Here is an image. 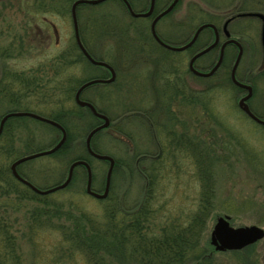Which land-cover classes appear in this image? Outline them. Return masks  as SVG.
Returning <instances> with one entry per match:
<instances>
[{"label": "rangeland", "instance_id": "rangeland-1", "mask_svg": "<svg viewBox=\"0 0 264 264\" xmlns=\"http://www.w3.org/2000/svg\"><path fill=\"white\" fill-rule=\"evenodd\" d=\"M130 1L136 13L146 10L150 3V0ZM172 1L158 0V7L167 8ZM39 3L40 0H0V87L12 84L8 83V74L22 75L14 93L16 98L22 97L21 104L20 101L12 104L11 95L0 93V123L4 116L16 112H30L48 119L59 116L79 107L75 95L84 84L96 80L100 72L108 77L105 70L82 62L80 53L75 51L71 13L65 9L59 13L40 12ZM46 3L65 5L64 0H44L43 4ZM83 6L78 13L82 16L78 19L82 37L89 51L116 73L111 86H92L81 97L106 112L104 115L113 123L111 130L107 128L93 139L99 153L118 162L113 195L125 199L130 207L138 206L151 189L139 168L143 166L149 172L152 160L159 158L160 170L151 191L156 212L152 228L187 226L186 221L206 196L210 215L203 240L204 259H193L189 264H264V240L240 251L218 252L211 245L212 231L221 217H230L234 228L256 226L264 230V128L244 115L238 103L246 90L229 81L238 55L236 48H228L226 66H221L213 77L199 78L189 71L194 55L190 51L172 53L152 49L149 41L143 40L141 44L134 28L150 25L151 30L152 20L138 19L144 20L138 22L129 11L111 1ZM248 12L264 14V0H180L172 14L159 22L157 34L172 46L181 45L191 41L199 26L213 24L222 30L233 15ZM102 13L110 15L111 32L101 35L95 30L96 25L88 31L91 26L87 24H92L88 16ZM115 17L129 24L130 35L119 27ZM229 31L244 51L237 78L254 86L250 105L264 116L262 24L254 18H240L230 25ZM203 37L202 47L211 45L215 36L209 38L206 33ZM119 42L131 43L129 49L121 50ZM219 56L217 47L210 56L200 58L196 68L209 70ZM170 67L180 70L183 78L179 82L184 84L187 95L183 98L174 95L169 105L164 101L161 76L168 75ZM32 80V88H24L25 82ZM76 81L80 86L72 94L71 87ZM198 92L202 94L198 96ZM79 109L83 111L71 127V148L74 155L86 158L84 148L95 116L85 113L87 108ZM25 119H11L10 129L0 142L4 151L10 149L4 156L10 171L17 160L50 150L62 138V133L52 126ZM98 120L101 126L103 121ZM186 143L191 147L189 150ZM141 158L147 159L142 163ZM88 164L93 173L92 190L103 194L109 163L91 157ZM70 166L62 155H51L28 161L18 169L34 186L47 190L68 177ZM85 181L78 177L68 190L47 195V207L38 201L20 200L13 193L3 198L0 213L4 212L2 216L11 226L16 246V259L11 261V257L3 255L4 264H89L85 255L72 248L57 230L60 225H65L66 230L73 228L74 220L83 215L102 214L105 206L102 202L107 198L98 200L85 193L88 175ZM206 189L209 196L204 195ZM98 255L101 260L98 264L127 262L113 252Z\"/></svg>", "mask_w": 264, "mask_h": 264}, {"label": "trees", "instance_id": "trees-1", "mask_svg": "<svg viewBox=\"0 0 264 264\" xmlns=\"http://www.w3.org/2000/svg\"><path fill=\"white\" fill-rule=\"evenodd\" d=\"M43 1L44 0H40V3L38 4V8L40 7V12L45 10L59 13L62 9H65L67 12H69L71 6L77 0H64L65 5L61 6H59L60 4L57 3L43 4ZM128 1L130 2L132 8H134L133 2L130 0ZM111 3L116 4L117 7H120L123 10H127L125 4L121 0H111ZM83 7L84 6L78 8V13L80 10H82ZM139 12L142 13L145 12V10ZM79 18H82L81 14H78V19ZM88 19L92 21V24H87L88 26H91L88 31H92V26L96 25L97 28L95 30L98 31V33H100L101 35H105V33L111 32L108 31L111 30L109 25L112 23L110 22V15L108 13H102L100 16L97 17L88 16ZM113 19L117 18L115 17ZM137 21L143 22L144 20L137 19ZM116 22L124 32H128V34L130 33L129 24H127L125 21L120 22V20ZM134 29L136 37L139 38L140 41H142L141 44H143V40L146 42L149 41L152 49L159 48L160 50H162V48H160L152 39L150 25L146 27L139 26L135 27ZM211 32L212 30H207L203 32L200 38L198 39L197 43L189 51L192 54H197L207 48L210 44L202 47V40L205 39L203 35H206V33H208L209 38H211L212 35L214 37V32H212V34ZM80 33L84 46L88 48L84 38L82 37V28L80 29ZM189 41L190 39L181 45L187 44ZM130 44L131 43L127 42L120 44L119 42V48L121 50L129 49L128 46H130ZM144 46L145 45H142V47ZM74 48L78 54L79 49L77 48V45H75ZM211 53L206 56H210ZM64 57L65 56H62V58ZM216 62L217 61L214 62L213 66L216 64ZM225 66L226 56L222 68H224ZM167 74L168 75H166V73L162 74L161 81L163 83V86L165 87V94L163 96L164 101L170 105L173 99L172 97L174 95L181 97L187 94L184 93V84L179 82V80H182L183 78L180 73V70L177 68L174 69L170 67L168 69ZM7 77L8 83L12 84L5 86L1 85L0 93L2 95H11L9 97H11L10 101L12 104H18V101H20L19 103L21 104L22 97L19 95L16 98L14 93L17 88L16 83H18L17 81L22 80V75L19 73H14L11 75L8 74ZM103 78L106 77L104 76L103 72H100L98 77L95 79ZM229 81L231 82L230 79ZM78 86H80L79 81H76V84H72V94L74 93V91H76V89H78ZM24 88L30 89L32 88V86L24 85ZM22 92H24V90ZM201 94L202 92L197 93L198 96ZM89 102L95 106L92 101ZM82 111L83 110L79 109V107L76 106L74 109L71 108L67 111H63V113H61V115L59 116L49 117L51 120L63 126V128L67 131V142L56 154H54V156L62 155L68 160V166H70L76 161H87L90 163L91 157L88 154L86 148H84L86 158L74 155V151H72L73 148H71V127L74 126V122L76 121L75 119L81 118ZM88 111L85 113H89L88 115L92 116L90 110ZM98 111L102 114H107L102 110ZM25 120L27 119L24 118V121ZM92 120L93 121L91 126L94 125L92 129L96 128L101 124V121H99L95 117L92 118ZM12 122L13 121L10 120L6 123L4 133L0 138V142L1 139H3V137L8 133ZM95 122H97L96 125ZM112 124L113 123H111L109 130L112 129ZM91 126L89 130L91 129ZM53 130L59 133V130L54 127ZM92 146L93 150L96 153L101 154L95 147L94 141L92 142ZM7 150L4 151L0 146V209H2L1 203L3 198L6 197V195L8 194L10 195V193L17 194L20 200L38 201L44 204L45 207H47V205H49V202L47 201L48 196H40L35 194L34 192H32V190H30L28 187H26L19 181L15 180V178L12 176L10 168H8V165L5 162L6 158L4 159ZM146 159L147 158H141V161L139 159V162L144 163ZM158 159L159 158L152 160V165L149 172H146V168L144 170L143 166L139 168L142 177L149 181L151 189L145 194V198L141 199V203L138 206L130 207L131 205L127 204L125 199H123L122 201L121 199L115 197L113 195L112 183L110 193L107 199L102 202L103 204H105V206L101 215H83L81 219L74 220L76 222V226L74 225L73 228L69 227L67 230L65 225H60L57 227V230L61 232L63 239H66L67 242L69 241L72 248L83 253L87 258L89 264H98L99 262H101V260L99 261L98 259L100 257L98 254H111L112 252L115 256L127 261L126 264H129V260L134 264H189V262H192L193 259H197L198 261L204 259L205 253L203 247V240L207 231V224L210 215V204L208 199L205 200L206 196H204L203 202L200 205L199 209L194 213V215H192L188 219V221H186L187 226L182 227L178 224H171L170 226H166L161 230H157L155 228L157 232L151 226V220L156 215L155 209L153 208L155 197L151 191L152 185L155 183L157 172L158 170H160V163ZM118 169V162L116 161L112 182L117 171H119ZM18 172L24 179L29 181L28 177L23 173H20L19 169ZM202 172L200 174H202ZM78 177L85 178V182H87V172L84 167H78L75 170L73 181ZM66 178L62 182L58 183L56 186L61 185L66 180ZM71 185L72 183L66 188V190H68ZM204 195L209 196V189H206V193H204ZM2 213L4 212L0 213V264H4L2 261L4 260L3 255H7L8 258L11 257V261L16 259V246L13 241V236L10 232L11 226H8V224L5 222Z\"/></svg>", "mask_w": 264, "mask_h": 264}, {"label": "water", "instance_id": "water-1", "mask_svg": "<svg viewBox=\"0 0 264 264\" xmlns=\"http://www.w3.org/2000/svg\"><path fill=\"white\" fill-rule=\"evenodd\" d=\"M107 1H109V0H78L72 6V20H73V25H74V30H75V39H76V43H77L79 49L83 52V54L87 57V59L93 65L107 68L111 72V78L108 79L107 81L92 80V81L84 84L81 88H79L76 95H75V102L79 107L89 109L91 111V113L93 114V116H95L96 118L103 121V124L101 126L92 130L89 133V135L87 136L86 149H87L88 154L91 157H93L94 159L109 163V169H108L107 177H106L105 191L103 194H99V193L92 190L93 173H92L91 166L86 161L74 162L69 168L67 180L63 184L56 186V187H53V188H50V189H47V190L39 189L36 186H34L32 183H30L29 181L24 179L18 172L19 166L28 162V161H32V160L38 159L40 157L51 156V155L56 154L65 145V143L67 141V138H68L67 131L59 123H57L51 119L42 117L40 115L34 114V113H30V112L10 113V114L4 116V118L2 119V121L0 123V136L2 135V133L4 131V127H5L6 123L9 120L14 119V118H31V119H34V120L39 121L41 123L50 125V126L56 128L62 132L61 140L52 149L23 157V158L17 160L16 162H14L11 166V172H12L13 177L17 181H19L20 183L24 184L26 187H28L30 190H32L37 195L47 196V195H50V194H53V193H56L58 191H62L64 189H66L70 185V183L72 182L75 170L78 167H84V168H86V170L88 172V182H87V188H86V192L88 195H90L91 197H93L95 199L103 200V199H106L110 193L112 176H113V171H114V168L116 165V161L110 156L96 153L93 150L92 141L98 133H100L101 131L110 127L111 121L107 116L98 112V110L96 109V107L93 104L86 102V101H83L81 99V95L84 92V90L89 88V87H92L95 85H100V84H112V83H114L116 80V73L110 65L103 63V62L95 61L89 55V53L86 51V48L84 47V45L81 41L78 18H77V9L79 6H82V5L96 6V5H100V4L107 2ZM122 1L126 5L131 17H133L135 19H147V18H149L154 12L155 3H156V0H151V6H150V9L147 13H136L133 10V8H132V6L128 0H122ZM179 2H180V0H174V2L167 8V10H165V12L160 14L152 22L151 34L154 37V39L157 41V43L160 46L166 48L167 50L174 51V52H184V51L192 48L195 45V43L198 41L202 32H204L206 29L213 30L215 33L214 43L212 45H210L209 47H207L206 49H204L203 51L199 52L197 55H195L189 63V69H190L192 74H194L195 76H197L199 78H206V79L213 77L215 75V73L221 68L222 63L224 61L225 49L229 45H236L239 48V53H238V56H237V59H236L234 65H233V68L231 70V81L236 87L247 91V95L239 101L238 106L244 113H246L249 117H251L255 122H257L258 124L264 125V121L259 120L251 112V110L248 106V101L254 95L253 88L249 85L243 84L237 78V71H238L240 62L242 60L244 51H243V47L239 41L231 39V34L229 32L228 26H229L230 22L232 21V19H230L227 23H225V25L223 27L224 35L228 40L222 45L221 50H220L219 60L216 64V66L209 73H201V72L197 71V69L195 68V63L200 58H202L203 56L207 55L212 50L217 48V46L219 45L220 34H219V30L216 26H214L213 24H204V25L200 26L197 29L192 40L182 47H174V46L167 45L160 39V37L157 34V25H158L159 21L164 16H166L169 13H171L172 11H174V9L177 7ZM239 17H241V18H257L263 22L261 40H262V45L264 48V15L261 13H245V14H241ZM230 221H231L230 217H227V216L221 217L217 220V223L214 226V229H213L212 234H211V245L215 248L216 251H218V252L240 251V250H243L249 246L255 245L256 243L264 240V230L262 228H259L256 226L234 228L231 226Z\"/></svg>", "mask_w": 264, "mask_h": 264}, {"label": "bare ground", "instance_id": "bare-ground-1", "mask_svg": "<svg viewBox=\"0 0 264 264\" xmlns=\"http://www.w3.org/2000/svg\"><path fill=\"white\" fill-rule=\"evenodd\" d=\"M78 1V0H77ZM109 1H111V0H109ZM122 1V0H121ZM108 2V1H107ZM107 2H104V3H107ZM123 2V1H122ZM174 2V0L172 1V3ZM75 3V2H74ZM73 3V4H74ZM104 3H102V4H104ZM73 6V5H72ZM72 6H71V9H70V13H71V18H72ZM83 6V5H82ZM126 6V5H125ZM150 6H151V0H150V3H149V5H148V8L145 10V12H142V13H147L148 11H149V9H150ZM81 6H79L78 8H80ZM127 8V7H126ZM159 8L160 7H158V1L156 0V3H155V9H154V12H153V14L149 17V18H147V19H149V20H152V22L160 15V14H162L163 12H165V10H167V8H160L161 10H159ZM128 10V9H127ZM173 12V11H172ZM172 12L171 13H169L168 15H166V16H164L162 19H164V18H166V17H168L169 15H171L172 14ZM264 15V14H263ZM77 18H78V9H77ZM147 19H145V20H147ZM161 19V20H162ZM160 20V21H161ZM159 21V22H160ZM159 24V23H158ZM200 27V26H199ZM151 31V30H150ZM205 31H207V29L205 30ZM196 33V32H195ZM195 33H194V35H195ZM203 33V32H202ZM223 34H224V32H223ZM194 35L191 37V40H192V38L194 37ZM151 36H152V34H151ZM159 36V35H158ZM201 36V35H200ZM225 36V35H224ZM160 37V36H159ZM226 38V37H225ZM152 39L154 40V42L160 47V48H162V50L163 51H165V52H172V53H175L174 51H170V50H167L166 48H164V47H162V46H160L158 43H157V41L154 39V37L152 36ZM160 39L165 43V44H167V45H170V46H172L171 44H169V43H167L168 41H165V40H163L161 37H160ZM214 41H215V37H214V40H213V42L211 43V45L214 43ZM226 42V41H225ZM224 42V43H225ZM197 43V42H196ZM195 43V44H196ZM223 43V44H224ZM222 44V45H223ZM184 45H186V44H184ZM184 45H175L174 47H182V46H184ZM209 47V46H208ZM218 47V46H217ZM222 47V46H221ZM243 47V46H242ZM86 48V47H85ZM157 48H154V50H156ZM191 49V48H190ZM190 49H188V50H186V51H189ZM221 50V49H220ZM86 51L89 53V55L95 60V61H98V62H103V63H106L105 61H103V60H100V59H97L90 51H89V49L88 48H86ZM83 53L81 50L79 51V53ZM212 52V51H211ZM210 52V53H211ZM80 53V54H81ZM94 56H92L91 54ZM176 53H182V52H176ZM198 54V53H197ZM197 54H194L193 56H192V58L195 56V55H197ZM209 54V53H208ZM207 54V55H208ZM225 56H226V49H225ZM225 56H224V60H225ZM204 57V56H203ZM191 58V59H192ZM191 59H190V61H191ZM224 62V61H223ZM88 63L92 66V67H94V68H96V69H103L104 67H100V66H96V65H93L89 60H88ZM197 63V62H196ZM196 63H195V68H196ZM107 64V63H106ZM215 66H213V67H211L209 70H199V69H197V71H199V72H201V73H209L213 68H214ZM189 71H190V69H189ZM194 75V74H193ZM195 76V75H194ZM197 77V76H196ZM96 80H101V79H96ZM102 80H104V79H102ZM104 81H107V80H104ZM232 82V81H231ZM233 84V83H232ZM101 85V84H100ZM105 85H111V84H105ZM246 85H248V84H246ZM249 86H251V85H249ZM252 87V86H251ZM253 88V87H252ZM253 91H254V89H253ZM84 93V92H83ZM83 93H82V95H83ZM82 95H81V97H82ZM242 99V98H241ZM240 99V100H241ZM239 100V101H240ZM31 119V118H30ZM34 120V119H33ZM50 126V125H49ZM98 127V126H97ZM96 127V128H97ZM4 129H5V127H4ZM95 129V128H94ZM93 129V130H94ZM60 131V130H59ZM61 132V131H60ZM3 133H4V131H3ZM3 133H2V135H3ZM62 133V132H61ZM1 135V136H2ZM1 136H0V138H1ZM59 143V142H58ZM57 143V144H58ZM56 144V145H57ZM55 145V146H56ZM86 172H87V170H86ZM87 175H88V172H87ZM67 180V179H66ZM71 184V183H70ZM92 187H93V182H92ZM65 190V189H64Z\"/></svg>", "mask_w": 264, "mask_h": 264}, {"label": "flooded vegetation", "instance_id": "flooded-vegetation-1", "mask_svg": "<svg viewBox=\"0 0 264 264\" xmlns=\"http://www.w3.org/2000/svg\"><path fill=\"white\" fill-rule=\"evenodd\" d=\"M158 1V0H157ZM241 15V13L240 14H237V15H233L231 18H229L228 20H230V19H232V21L230 22V24H229V26H228V29H229V27H230V25L234 22V21H236V20H238V19H240L241 17H239ZM228 20L225 22V23H227L228 22ZM261 22V24H262V27H263V22L262 21H260ZM225 25V24H224ZM74 26V25H73ZM79 32H80V26H79ZM219 34H220V43H219V45H218V47H219V49H221V46H222V44L225 42V41H227L228 39L227 38H225V36H224V34H223V29L222 30H219ZM231 34V33H230ZM80 36H81V33H80ZM215 36V35H214ZM231 36H232V34H231ZM59 38V37H58ZM222 38H224L225 39V41L224 42H222ZM231 39H234V40H237V39H235L233 36L231 37ZM76 40V39H75ZM239 41V40H238ZM240 42V41H239ZM77 44V43H76ZM78 46V45H77ZM230 47H235L236 48V50H237V52L239 53V48L236 46V45H229L227 48H226V54H227V50H228V48H230ZM261 48H262V52L264 53V48H263V45H262V43H261ZM79 51H80V49H79ZM81 53V52H80ZM91 54V53H90ZM92 55V54H91ZM93 56V55H92ZM94 57V56H93ZM263 58H264V55H263ZM81 61L83 62V61H85V62H88V59H87V57L83 54V53H81ZM262 67H264V59H263V66ZM264 69V68H263ZM103 70H105L106 72H107V76L108 77H106V78H103L104 80H108V79H110V77H111V72L108 70V69H104L103 68ZM191 72V71H190ZM102 80V79H101ZM21 81V80H20ZM19 81V82H20ZM24 83V82H23ZM26 83V85H30V86H32V85H34L33 83H34V81L32 80V81H27V82H25ZM246 84H248V85H251L252 87H253V89H254V86L252 85V84H249V83H246ZM101 85H104V86H111V85H105V84H101ZM90 88V87H89ZM89 88H87V89H89ZM87 89H85L84 90V92H86V90ZM245 95H244V97L247 95V91H245ZM84 94V93H83ZM254 94H255V90H254ZM253 97H254V95H253ZM253 97L248 101V106H249V108H250V110H251V112L256 116V117H258L261 121H264V116H260L258 113H256L254 110H253V108H252V106L250 105V102L252 101V99H253ZM180 98H183V96H181ZM192 101H193V99H192ZM244 115L247 117V119L249 120V121H252V122H254V123H256V124H258L257 122H255L251 117H249L246 113H244ZM258 125H260L259 127H261V128H264V125H261V124H258ZM181 143V142H180ZM186 149H188L189 150V148H191L190 146H189V144L188 143H186ZM187 150V151H188Z\"/></svg>", "mask_w": 264, "mask_h": 264}]
</instances>
